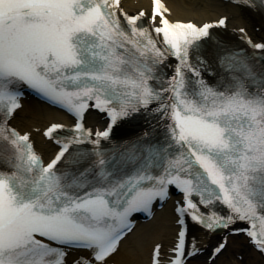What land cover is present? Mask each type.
I'll return each instance as SVG.
<instances>
[{
    "label": "snow or ice",
    "instance_id": "snow-or-ice-1",
    "mask_svg": "<svg viewBox=\"0 0 264 264\" xmlns=\"http://www.w3.org/2000/svg\"><path fill=\"white\" fill-rule=\"evenodd\" d=\"M120 2L0 0V264H65V248L72 247L92 253L74 264H107L130 230L129 216L150 211L172 186L183 195L176 209L181 216L213 231L245 222L248 227L233 234L245 233L264 252V68L256 71L247 57L233 53L221 64L237 75L227 85H210L190 52L211 28L225 26L226 17L202 26L171 22L162 0H153L150 27H144L138 22L145 13L128 15ZM232 3L250 6L249 0ZM249 44L264 50V43ZM169 55L178 61L174 74L155 87L150 82ZM22 85L76 117L81 135L63 142L46 166L29 134L8 125L22 107ZM152 104L153 114L171 121L163 144L138 141L110 160L99 149L77 152L75 167H57L71 145L91 137L99 145L118 121ZM90 107L109 117L105 130L84 128ZM62 127L52 124L44 135L53 138ZM126 164L135 167L121 175ZM156 169L162 172L152 175ZM216 203L227 205L229 214L201 211ZM179 223L170 264H187L199 252L186 250L184 220ZM226 245L227 238L213 257ZM159 249L153 264H159Z\"/></svg>",
    "mask_w": 264,
    "mask_h": 264
},
{
    "label": "bare ground",
    "instance_id": "bare-ground-1",
    "mask_svg": "<svg viewBox=\"0 0 264 264\" xmlns=\"http://www.w3.org/2000/svg\"><path fill=\"white\" fill-rule=\"evenodd\" d=\"M164 2L170 10L168 16L173 20L191 19L199 23L225 15L230 19L227 21L228 26L224 29L225 33L232 31V28L244 27L255 39H261V31L264 30V19L250 4V6H238V10L229 5L228 10H224L222 2L216 0H164ZM120 5L125 11L134 12L140 8L148 10L151 2L150 0H121ZM255 27H258V30ZM17 113H19L18 116L14 117ZM15 115L9 124L22 134L28 133L41 156L48 159L53 153V145L43 137V127L54 120H65V117L58 112H50L41 103L27 99L23 101L22 107L16 111ZM92 121L93 119L88 120V123ZM166 209L168 208L156 212L147 224L141 225L126 235L109 260L114 264H149L153 245L156 243L162 244V247L167 245L176 228L172 223L175 217ZM221 238H227L226 248L210 263L207 257L202 261L204 253ZM190 241L192 247L199 249L200 253L197 257L190 258L187 264H264V256L257 253L245 238L229 234L228 228L212 233L204 227L193 224Z\"/></svg>",
    "mask_w": 264,
    "mask_h": 264
}]
</instances>
